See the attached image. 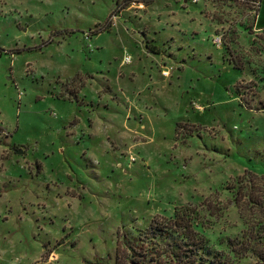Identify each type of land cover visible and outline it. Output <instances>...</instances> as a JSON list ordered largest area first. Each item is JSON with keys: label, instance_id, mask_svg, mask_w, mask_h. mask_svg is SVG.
<instances>
[{"label": "rangeland", "instance_id": "374dc122", "mask_svg": "<svg viewBox=\"0 0 264 264\" xmlns=\"http://www.w3.org/2000/svg\"><path fill=\"white\" fill-rule=\"evenodd\" d=\"M176 212L263 264L264 0H0V264H131Z\"/></svg>", "mask_w": 264, "mask_h": 264}, {"label": "trees", "instance_id": "16d2710c", "mask_svg": "<svg viewBox=\"0 0 264 264\" xmlns=\"http://www.w3.org/2000/svg\"><path fill=\"white\" fill-rule=\"evenodd\" d=\"M128 240L127 238H124ZM127 243H129L127 241ZM131 264H228L222 252L212 253L205 239L197 232L190 219L176 212L168 221L155 222L135 240ZM248 249V248H247ZM240 258H246L244 249H234ZM252 253H254L253 250ZM257 255V254H256ZM264 264L263 252L257 255Z\"/></svg>", "mask_w": 264, "mask_h": 264}]
</instances>
